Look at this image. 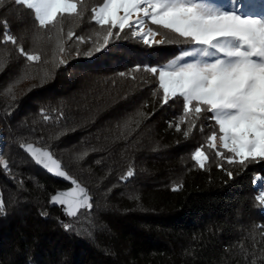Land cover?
Masks as SVG:
<instances>
[{
	"label": "trees",
	"instance_id": "trees-1",
	"mask_svg": "<svg viewBox=\"0 0 264 264\" xmlns=\"http://www.w3.org/2000/svg\"><path fill=\"white\" fill-rule=\"evenodd\" d=\"M75 2L77 13L40 28L26 6L0 0V37L6 23L18 41L0 38V264H264L256 199L264 161L217 156L208 147L211 133L220 135L211 114L181 123L182 98L162 105L158 75L144 71L189 45L150 23L168 42L145 45L134 28H113L119 37L97 53L108 25L92 13L103 0ZM220 3L244 16L264 12V0ZM19 47L40 60L27 61ZM28 142L50 149L89 188L91 210L70 218L50 206L70 184L38 167L21 149ZM197 147L204 168L192 159Z\"/></svg>",
	"mask_w": 264,
	"mask_h": 264
},
{
	"label": "snow or ice",
	"instance_id": "snow-or-ice-1",
	"mask_svg": "<svg viewBox=\"0 0 264 264\" xmlns=\"http://www.w3.org/2000/svg\"><path fill=\"white\" fill-rule=\"evenodd\" d=\"M235 2L232 0L233 5ZM12 3L26 6L40 28L53 25L58 15L77 13L75 0H12ZM141 14L151 24L170 30L189 45L169 63L144 68V71L158 75L162 105L182 98L183 114L177 117L181 123L189 116L192 117L189 123H194L204 113H210L208 119L214 121L221 134V147L231 155H225L217 148L215 130L208 137V147L215 149L216 155L228 163H233L236 158L241 166L264 161V17L224 11L205 0H103L102 6L93 9L92 18L99 25H108V29L102 43L95 44L94 51H102L110 38L119 37V33L114 36L113 28L121 31L126 27L137 28L131 34L145 45L168 42L167 38L154 40L157 33L151 28L143 30ZM72 35L68 33L69 38ZM0 38L18 44L6 23ZM18 51L27 61L40 60L39 55L29 54L23 47ZM60 51L65 50L61 47ZM86 55H91V51ZM58 63L63 65L65 61L61 59ZM137 70H140L139 66ZM21 148L49 174L70 182L69 189L50 196V204L59 206L70 218H76L80 209L91 210L88 190L62 170L61 162L53 153L34 147L32 143L21 144ZM192 159L204 168L207 156L201 147H197ZM132 175L133 172L128 171L127 176ZM256 199L264 205V190ZM64 227L66 231L72 230L69 224Z\"/></svg>",
	"mask_w": 264,
	"mask_h": 264
},
{
	"label": "rangeland",
	"instance_id": "rangeland-1",
	"mask_svg": "<svg viewBox=\"0 0 264 264\" xmlns=\"http://www.w3.org/2000/svg\"><path fill=\"white\" fill-rule=\"evenodd\" d=\"M205 2L206 3H209V4H212V5H214V6H216V7H218V8H220V9H222V10H224V11H232V10H230V9H228V8H225V7H223L222 5H221V3H220V0H205ZM102 6V5H101ZM100 6H98L96 9H98ZM121 15H123V13H120ZM238 14V13H237ZM239 15H242V14H239ZM244 16V15H243ZM247 16H251V17H254V18H261V17H264V12H258V13H253V14H249V15H247ZM134 19H135V17H133ZM141 18L142 19H144V25H143V30L144 31H147L149 28H151L150 27V20H148V19H146V18H143L142 17V14H141ZM134 30L135 31H137L138 29L137 28H134ZM153 32H155L154 30H153ZM156 33V32H155ZM153 39L154 40H157V41H159V40H161V36L157 33L154 37H153ZM177 57V56H176ZM174 59V58H173ZM171 61V60H170ZM169 61V62H170ZM168 62V63H169ZM167 64V63H166ZM2 127V126H1ZM0 142H1V137H3V140H4V130H3V128H0ZM221 135V134H220ZM220 135H218L217 136V139H216V141H215V144L217 145V146H221V141H220V139H219V136ZM1 148H2V145H0V150H1ZM3 166L7 169V170H9V167H8V164H7V162H5L4 161V163H3ZM257 181L259 182L260 180H259V178L257 179Z\"/></svg>",
	"mask_w": 264,
	"mask_h": 264
},
{
	"label": "water",
	"instance_id": "water-1",
	"mask_svg": "<svg viewBox=\"0 0 264 264\" xmlns=\"http://www.w3.org/2000/svg\"><path fill=\"white\" fill-rule=\"evenodd\" d=\"M0 128H2L1 127V125H0ZM28 143H32L33 144V146L34 147H39V148H41L42 150H47V151H50L51 153H53L50 149H48V148H44V147H42V146H40V145H38V144H36V143H34V142H28ZM28 143H24V145L26 146ZM22 149V148H21ZM27 155H29L30 156V154L29 153H27L24 149H22ZM53 156H54V154H53ZM31 157V156H30ZM54 158H56L55 156H54ZM33 159V158H32ZM57 159V158H56ZM34 161V160H33ZM60 161V160H59ZM61 162V161H60ZM36 164V163H35ZM37 165V164H36ZM61 165H62V162H61ZM38 167H40V168H42L43 169V167L42 166H39V165H37ZM44 170V169H43ZM62 170H64V171H66L64 168H63V165H62ZM46 171V170H45ZM47 172V171H46ZM67 172V171H66ZM48 173V172H47ZM68 173V172H67ZM49 174V173H48ZM69 174V173H68ZM51 176H53V177H55V178H57L56 176H54V175H52V174H50ZM70 175V174H69ZM74 178V177H73ZM57 179H59V180H61V181H63V182H66V183H68V184H70V182L69 181H65L64 179H62V178H57ZM75 179V178H74ZM77 180V179H76ZM77 182L80 184V186H82V187H85L87 190H88V193H89V198H90V201H92V199H93V197L90 195V190H89V188L87 187V186H85V185H83V184H81L78 180H77ZM71 187V184H70V186L69 187H67V188H63V189H58L57 191H60V190H67V189H69ZM56 191V192H57ZM55 192V193H56ZM54 193V194H55ZM50 206L51 207H59V206H54V205H52V204H50Z\"/></svg>",
	"mask_w": 264,
	"mask_h": 264
},
{
	"label": "built area",
	"instance_id": "built-area-1",
	"mask_svg": "<svg viewBox=\"0 0 264 264\" xmlns=\"http://www.w3.org/2000/svg\"><path fill=\"white\" fill-rule=\"evenodd\" d=\"M1 138H2V139H1L0 145L3 146V137H1Z\"/></svg>",
	"mask_w": 264,
	"mask_h": 264
},
{
	"label": "bare ground",
	"instance_id": "bare-ground-1",
	"mask_svg": "<svg viewBox=\"0 0 264 264\" xmlns=\"http://www.w3.org/2000/svg\"><path fill=\"white\" fill-rule=\"evenodd\" d=\"M1 131V130H0ZM1 135V134H0Z\"/></svg>",
	"mask_w": 264,
	"mask_h": 264
}]
</instances>
